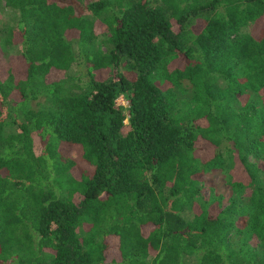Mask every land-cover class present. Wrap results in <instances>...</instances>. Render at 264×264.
Instances as JSON below:
<instances>
[{
    "label": "trees",
    "instance_id": "16d2710c",
    "mask_svg": "<svg viewBox=\"0 0 264 264\" xmlns=\"http://www.w3.org/2000/svg\"><path fill=\"white\" fill-rule=\"evenodd\" d=\"M2 11L0 264H264V0Z\"/></svg>",
    "mask_w": 264,
    "mask_h": 264
},
{
    "label": "rangeland",
    "instance_id": "374dc122",
    "mask_svg": "<svg viewBox=\"0 0 264 264\" xmlns=\"http://www.w3.org/2000/svg\"><path fill=\"white\" fill-rule=\"evenodd\" d=\"M85 2H86V0H83V3H85ZM78 9H80V7H78ZM8 17L10 18L11 16H8V14H6L5 11L4 12L2 11V13H0V24L2 21L9 19ZM102 48H105V46L102 45ZM75 68L77 70V67H75ZM54 76L55 77H62V74H59V75L54 74ZM117 103L120 105H124V106L127 105L126 100H124L122 96H119L117 98ZM125 123L127 124L128 121L125 120ZM127 130H128V126H126L123 131L126 132ZM64 151L66 154H69V155L73 156L76 160H78L79 155H78L77 150L74 147L66 146L64 148ZM259 165H260V168L264 171V161H260ZM204 178H205V185H204L203 189L201 190V196L203 198L208 199V197L210 196L211 187H212V190H214L213 192H215V193H219V194L226 193L227 190H226L225 184L223 182L222 171H220V170L212 171L210 173H207L204 176ZM186 216L189 217L190 214H187Z\"/></svg>",
    "mask_w": 264,
    "mask_h": 264
}]
</instances>
